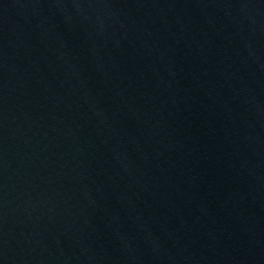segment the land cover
<instances>
[{"label": "water", "instance_id": "1", "mask_svg": "<svg viewBox=\"0 0 264 264\" xmlns=\"http://www.w3.org/2000/svg\"><path fill=\"white\" fill-rule=\"evenodd\" d=\"M142 0H0V264Z\"/></svg>", "mask_w": 264, "mask_h": 264}]
</instances>
